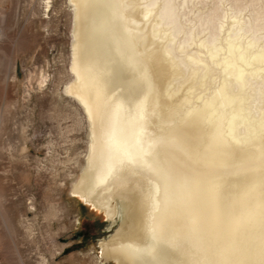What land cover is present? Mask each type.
Here are the masks:
<instances>
[{
    "label": "bare ground",
    "instance_id": "6f19581e",
    "mask_svg": "<svg viewBox=\"0 0 264 264\" xmlns=\"http://www.w3.org/2000/svg\"><path fill=\"white\" fill-rule=\"evenodd\" d=\"M70 1L75 79L67 91L83 103L91 132L71 194L104 212L110 227L118 223L98 240L102 257L117 264L264 261V197L247 198L244 187L264 185V46L227 34L217 52L204 38L205 56L199 47L178 52L175 37L184 29L183 41L193 35L181 17L192 0L143 1L145 21L157 5L162 37H170L163 44L157 25L161 41L153 39L162 44L152 47L157 32L132 24L136 0ZM219 9L198 16L199 33L208 28L210 41ZM246 228L259 247L246 248Z\"/></svg>",
    "mask_w": 264,
    "mask_h": 264
},
{
    "label": "rangeland",
    "instance_id": "374dc122",
    "mask_svg": "<svg viewBox=\"0 0 264 264\" xmlns=\"http://www.w3.org/2000/svg\"><path fill=\"white\" fill-rule=\"evenodd\" d=\"M136 1L141 4L133 11V18L141 24L134 19L132 24L142 26L140 29L145 26L148 34L157 25L160 34L167 33L160 29L164 24L157 19L159 7L154 6L157 13L152 7L154 13L150 14L155 16L149 14L150 21L146 22L145 0ZM218 4V35L210 41L208 28L199 33L198 16ZM181 15L185 28L192 25L193 35L192 40L183 41L184 29L175 37L178 52L191 55L200 48L196 52L205 56L207 51L201 43L209 41L208 50L214 47L217 52L229 35L228 41L239 37L254 45L257 38L255 48L264 46V0H192ZM148 22L153 31L150 25L147 28ZM258 22L261 27L256 25ZM224 27L230 32H222L227 30ZM219 31L222 37H218ZM156 34L149 36L152 41L149 38L147 46L152 47L151 43L158 40L153 39L159 38ZM73 41L74 10L70 0H0V264H117L102 257L98 240L109 236L118 223L110 227L104 212L71 194L74 182L86 168L91 141L88 113L83 103L67 91L75 79L71 66ZM160 41L155 43L161 45ZM247 185L245 189L254 192L247 191V198L257 199V193L264 197V185ZM255 228L258 230L253 231L260 235L261 229ZM252 229L246 228L251 238L247 249L256 246L250 235Z\"/></svg>",
    "mask_w": 264,
    "mask_h": 264
}]
</instances>
